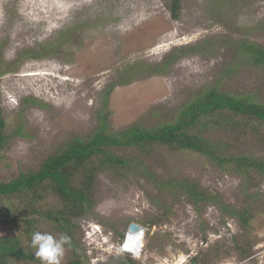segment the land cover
<instances>
[{"label":"rangeland","instance_id":"1","mask_svg":"<svg viewBox=\"0 0 264 264\" xmlns=\"http://www.w3.org/2000/svg\"><path fill=\"white\" fill-rule=\"evenodd\" d=\"M170 3L0 0L1 106L9 130L23 124L25 133L5 149L0 179L38 167L76 135L90 136L108 85L114 84L107 108L114 131L172 120L214 85L264 101V66L250 63L239 45L247 40L264 46V0H181L178 18ZM65 31L52 54L28 56ZM174 52L180 56L167 72H151ZM132 65V81L115 83ZM31 99L40 104H28ZM236 118L240 125L214 127L206 135L226 153L264 159V126ZM115 151L126 158L141 154L136 148ZM144 159L160 179H194L232 209L249 208L251 224L212 203L196 207L133 172L109 170L98 177L93 211L77 220L83 264H264L263 173L239 174L169 146H155ZM3 207L0 236L15 234L2 221ZM132 222L147 227L140 255L119 249ZM64 248L60 264L71 256Z\"/></svg>","mask_w":264,"mask_h":264},{"label":"trees","instance_id":"2","mask_svg":"<svg viewBox=\"0 0 264 264\" xmlns=\"http://www.w3.org/2000/svg\"><path fill=\"white\" fill-rule=\"evenodd\" d=\"M170 10L178 18L181 0H171ZM65 33L67 31L62 32L55 44L42 49H31L28 56L39 58L52 54L54 46L66 36ZM239 45L250 63L264 66V46L247 40ZM179 56L180 53H171L162 64L153 66L151 72H167ZM136 69V65L125 69L115 83H130ZM113 85H108L102 91V106L97 114L99 122L90 136L76 135L44 158L38 167L21 170L9 180L0 179V206L4 205L5 216L2 221L12 225L15 231V234L0 236V264H41L31 247L35 231L68 236L70 240L65 245L71 256L66 264H83V257L79 253L80 228L77 220L93 211L98 177L109 170L133 172L164 192L186 196L196 207L212 203L227 214L237 216L244 224H251L254 215L249 208L243 211L232 209L217 193L204 189L194 179H160L145 163L144 158L155 146H169L199 153L220 167L239 174H250L252 171L264 174L263 158L226 153L220 143L206 135L214 127L239 124L236 116L253 118L257 124L264 126V101L253 95L224 91L214 85L186 102L172 120L152 127L135 123L114 131L109 121L110 112L107 110ZM27 102L40 104L37 99ZM23 135V124L9 130L1 106L0 88V161L10 142L16 136ZM122 147L136 148L141 154L137 157H123L115 151Z\"/></svg>","mask_w":264,"mask_h":264},{"label":"clouds","instance_id":"3","mask_svg":"<svg viewBox=\"0 0 264 264\" xmlns=\"http://www.w3.org/2000/svg\"><path fill=\"white\" fill-rule=\"evenodd\" d=\"M70 238L66 235H54L52 233L35 231L31 238V247L35 250V256L41 264H60L64 255V245ZM134 254V253H133Z\"/></svg>","mask_w":264,"mask_h":264},{"label":"bare ground","instance_id":"4","mask_svg":"<svg viewBox=\"0 0 264 264\" xmlns=\"http://www.w3.org/2000/svg\"><path fill=\"white\" fill-rule=\"evenodd\" d=\"M144 245V238L142 236H133L126 243L120 246V251H128L134 253L135 255H140ZM178 264V263H177Z\"/></svg>","mask_w":264,"mask_h":264},{"label":"water","instance_id":"5","mask_svg":"<svg viewBox=\"0 0 264 264\" xmlns=\"http://www.w3.org/2000/svg\"><path fill=\"white\" fill-rule=\"evenodd\" d=\"M147 230V227L138 223V222H132L129 226L128 232L125 236V243L132 238L133 236H142L144 235L145 231Z\"/></svg>","mask_w":264,"mask_h":264},{"label":"built area","instance_id":"6","mask_svg":"<svg viewBox=\"0 0 264 264\" xmlns=\"http://www.w3.org/2000/svg\"><path fill=\"white\" fill-rule=\"evenodd\" d=\"M183 256H184V255H183ZM189 256H190V254H189ZM185 257H187V254H185V256L183 257V259H185V260L183 261V263L187 261V258H189V257H187V258H185Z\"/></svg>","mask_w":264,"mask_h":264}]
</instances>
